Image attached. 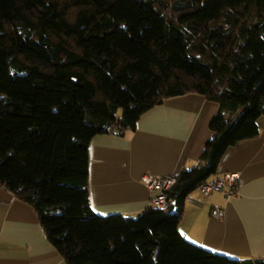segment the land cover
<instances>
[{"label":"trees","instance_id":"obj_1","mask_svg":"<svg viewBox=\"0 0 264 264\" xmlns=\"http://www.w3.org/2000/svg\"><path fill=\"white\" fill-rule=\"evenodd\" d=\"M188 93L218 113L167 205L95 212L92 139ZM263 115L264 0H0V185L35 208L66 264H264L179 230L189 195L260 136Z\"/></svg>","mask_w":264,"mask_h":264},{"label":"crops","instance_id":"obj_2","mask_svg":"<svg viewBox=\"0 0 264 264\" xmlns=\"http://www.w3.org/2000/svg\"><path fill=\"white\" fill-rule=\"evenodd\" d=\"M217 104L198 93L166 99L144 113L124 134L96 135L89 147L90 202L101 215L137 216L157 206L142 181L145 174L176 175L196 165L212 137ZM260 136L230 147L216 177L238 173L239 194L186 200L181 234L205 249L231 257L264 256V124ZM215 209L223 216L213 214ZM0 264H66L49 240L35 208L0 185Z\"/></svg>","mask_w":264,"mask_h":264},{"label":"built area","instance_id":"obj_3","mask_svg":"<svg viewBox=\"0 0 264 264\" xmlns=\"http://www.w3.org/2000/svg\"><path fill=\"white\" fill-rule=\"evenodd\" d=\"M238 177L239 175L236 172L227 173L221 177L201 184L198 189L205 196L210 195L214 191H223L226 196L230 198L239 194ZM142 181L150 190L159 191L158 194L153 198V201L156 205L165 207L167 205L168 192L175 185L177 177L175 174L167 176L145 174L142 176ZM213 214L222 217L223 211L220 209H215Z\"/></svg>","mask_w":264,"mask_h":264},{"label":"rangeland","instance_id":"obj_4","mask_svg":"<svg viewBox=\"0 0 264 264\" xmlns=\"http://www.w3.org/2000/svg\"><path fill=\"white\" fill-rule=\"evenodd\" d=\"M260 121V125L263 126L264 124V115L261 117ZM195 166V165H194ZM192 168V167H191ZM200 191V190H199ZM202 193V192H201Z\"/></svg>","mask_w":264,"mask_h":264}]
</instances>
